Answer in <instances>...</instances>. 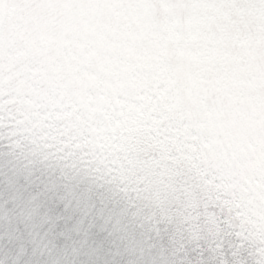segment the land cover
Here are the masks:
<instances>
[{
  "label": "rangeland",
  "instance_id": "1",
  "mask_svg": "<svg viewBox=\"0 0 264 264\" xmlns=\"http://www.w3.org/2000/svg\"><path fill=\"white\" fill-rule=\"evenodd\" d=\"M220 11L236 45L190 42ZM119 102L139 104L138 137ZM49 161L115 194L110 260L174 264L181 235L162 245L136 216L168 192L159 220L190 237L209 205L264 232V0H0V174Z\"/></svg>",
  "mask_w": 264,
  "mask_h": 264
},
{
  "label": "snow or ice",
  "instance_id": "2",
  "mask_svg": "<svg viewBox=\"0 0 264 264\" xmlns=\"http://www.w3.org/2000/svg\"><path fill=\"white\" fill-rule=\"evenodd\" d=\"M50 167L23 172L5 169L0 183V264H123L110 260L122 241L110 214L114 195L78 187L71 193ZM44 192L37 205L33 195ZM218 205L201 217L198 235L173 240L174 264H264V232L240 228ZM131 217L133 203L126 207ZM167 243L172 230L155 221L154 234ZM147 264V262H145Z\"/></svg>",
  "mask_w": 264,
  "mask_h": 264
},
{
  "label": "trees",
  "instance_id": "3",
  "mask_svg": "<svg viewBox=\"0 0 264 264\" xmlns=\"http://www.w3.org/2000/svg\"><path fill=\"white\" fill-rule=\"evenodd\" d=\"M225 14H228V16H229V22L228 23H223L228 18V17L223 18V16ZM221 21H223V22H221ZM211 26H213L215 28L217 38L215 37L216 34L212 33ZM231 27L233 28V30L236 29V17H233V15L230 13L220 11L219 15L215 18L214 23L212 22L209 25H205L203 23L202 25H200L196 29V31L193 34L190 35V42H192V43H199V42L213 43L216 46L220 45V47H227L226 43H230V42H233L236 45V41H235L236 40V35H235L236 33L233 31L234 33L232 35L228 34V31L231 29ZM181 44L183 45V43H181ZM183 47L185 48V45H183ZM214 48H216V47L214 46ZM187 49H188V47H187ZM199 54L200 53L198 52L196 55H199ZM220 54L224 58H228V57H231L233 59L236 58V53L230 54L229 52L223 50ZM213 55L214 54L212 53V49H211L208 52L202 53V55L199 57L209 59ZM118 109L119 110H117V114L115 115V120L117 121V123L124 125V128L127 131V134L138 137V134L135 133V131L137 132L139 130L138 127L141 124L140 119L138 117V113L140 110L139 104L135 103V106H134L133 103H120L119 102ZM138 143L141 144L140 141H138ZM173 157H175V156H173ZM176 161H177V158H176ZM184 161H185V159H184V157H182L181 162L183 164H184ZM49 164L54 165L52 163V161H49V163H48V166L51 167ZM43 165L46 166V163H43V162L38 163L37 165H34V168H36V167L39 168V167H42ZM52 168L55 169L56 167H52ZM80 173H84V172H80ZM3 177H4V175L0 174V183L3 182ZM85 179H86V177H84L83 174H81L80 176H79V174L77 176H75V174L74 175H68L66 177V180H68V181L67 182L62 181V183L66 186V189H71L72 191H74L78 187L84 186L83 183H84ZM162 187H165V186H162ZM42 193H44V192H42ZM38 194H34L35 195V197H33L34 200H36V196ZM168 194H169V192L167 194L163 195V199H162V201L159 202L158 207L155 208V205H153L151 208H150L151 205H149L148 207H141L140 209H138L139 212L136 214V216L140 220L147 219V218H148L147 220H149V221L159 220V215L162 214V209L169 207V204H170L169 202L163 204L166 201ZM40 202L42 203V201H40ZM175 203L177 204L176 199H175ZM40 204L37 203V205H40ZM142 205H144V204H142ZM205 208H206V206L203 209H200V211H201L199 213L200 217H201V215L204 216ZM191 209H192V212L193 211L199 212V210H197L193 207H191ZM141 210H142L143 214H141ZM177 220H178V226L175 227L174 229L172 228L171 225L167 226L165 224V222L167 221L166 219H164V220L160 219L159 220L163 224H165L167 226V228L172 230V236L171 237L173 239H174V236L176 237V235H178V236L181 235V237H182L184 233H187L185 231L186 228H188L189 230L191 229L190 224L186 227V225L182 224V221L180 219H177ZM177 220H176V224H177ZM136 231L137 230H133V232H136ZM171 237L167 238V241L169 239H171ZM175 239L177 241L179 240V238H175ZM161 244L164 245L166 243L161 241Z\"/></svg>",
  "mask_w": 264,
  "mask_h": 264
}]
</instances>
